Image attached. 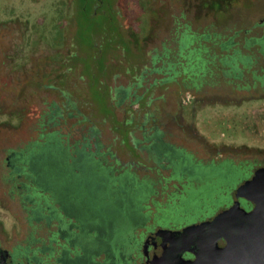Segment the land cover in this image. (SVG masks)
<instances>
[{
  "label": "rangeland",
  "instance_id": "obj_1",
  "mask_svg": "<svg viewBox=\"0 0 264 264\" xmlns=\"http://www.w3.org/2000/svg\"><path fill=\"white\" fill-rule=\"evenodd\" d=\"M116 22L127 49L111 40ZM184 27L199 36L196 43L189 38V47L180 41ZM181 44L190 52L184 68L152 62L154 55H180ZM95 45L103 54L98 61ZM195 45L202 58L189 50ZM123 49L143 54L136 72L129 66L137 57H122ZM89 62H106L100 79L110 92L108 114L96 92L98 76L88 80ZM54 132L79 147L87 143L85 150L120 169L116 176L128 170L146 187L139 209L119 226L115 258L103 247H82L80 235L91 226L61 201L67 185L56 193L54 178L37 174L31 147ZM219 159L249 169L230 173L211 163ZM258 164H264V0H0V243L17 250L21 264H89L75 260L82 252L100 264L108 257L138 264L135 245L145 228H182L214 215ZM168 203L178 207L161 218Z\"/></svg>",
  "mask_w": 264,
  "mask_h": 264
},
{
  "label": "trees",
  "instance_id": "obj_2",
  "mask_svg": "<svg viewBox=\"0 0 264 264\" xmlns=\"http://www.w3.org/2000/svg\"><path fill=\"white\" fill-rule=\"evenodd\" d=\"M93 1L94 3H96L101 2L102 0ZM91 15V17L94 16L93 13H91ZM133 25L136 26V23ZM118 27L119 24L118 22H116V27L113 31L116 38H113L111 40L115 44H126L127 49L129 45L119 31ZM134 32L137 35V30ZM181 35V43H185L184 45L188 47L190 46L189 38L194 37L196 43L199 37L194 32H189L186 27L182 28ZM184 45L181 44L182 49L180 55H172L171 57L169 54L154 55L152 56L151 60L152 62L160 60L162 64L166 63L169 67L173 66L174 64L180 63V65H182L184 68L185 66H187V64L191 63L189 50L193 49L198 52L199 55H197V57L201 56L202 58L200 48H196V45L192 48H189L188 55L182 52ZM230 45L231 44H229L228 46ZM94 47L95 48L92 52V56L95 60L98 61L100 56L103 58V54L100 49L97 48V50H95L96 45ZM131 50L125 51L123 49L122 57H126V55L129 53L132 54L133 58L137 57V61H132L130 63V66H133H129V71H134L136 69V65L138 63H142L143 54L140 52L135 53ZM180 58L187 59L185 65L180 62ZM203 65H205V62H203ZM94 68L96 69V71L94 70ZM105 68L106 62L105 65L102 63V65H97L96 67L91 62H89V65L86 67V74L88 76V80L90 76L93 77V75L95 74L98 76L99 84H97L96 92L98 94L100 102L102 103L104 112L108 114L109 111L112 110L108 104L110 92L108 87H106L100 79V76L105 74ZM143 68L145 69L146 66ZM182 71L184 73V69ZM187 76L189 75L187 74ZM138 78H140V76H138ZM13 117L15 116L13 115ZM53 118L55 117L53 116ZM114 126L121 128L124 125L121 122H116ZM52 134H57V132H54ZM47 136H44L43 141L36 143V145L31 147L36 154L34 161L37 162V168L39 169L37 172L38 176L42 179L44 178L45 180L48 176L53 177L57 184V186H55L56 188L54 187V191H56V193H59L60 189L62 188V186L60 185L61 183L67 185L64 193L67 194L68 197H72L74 195H78L79 197L84 196L87 198L97 196L98 198H100L101 202L105 203L103 205L110 209L112 213L114 211L115 213L121 214L117 217L115 228L118 229L120 228L119 226H125V221L127 220L125 214L126 211L131 212L134 210H138L140 199L147 194L145 185L142 184L144 185L142 186L136 178L132 179L131 173L125 169H123L122 173L116 176L114 172L119 171L120 169H112L110 166H108L107 160L98 158V154L96 152L85 150V146L87 144L85 142H81L82 145L79 147L78 141H75L73 143L69 142L68 139L64 141L62 139V136L59 134L53 135L52 137L51 135H49L48 137ZM48 159L49 163L47 164ZM151 184L152 183H150L149 185L151 186ZM37 189L44 190V188L40 186H37ZM42 193L43 192H40L39 194ZM123 216L125 217L124 219L122 218Z\"/></svg>",
  "mask_w": 264,
  "mask_h": 264
},
{
  "label": "water",
  "instance_id": "obj_3",
  "mask_svg": "<svg viewBox=\"0 0 264 264\" xmlns=\"http://www.w3.org/2000/svg\"><path fill=\"white\" fill-rule=\"evenodd\" d=\"M154 234L162 240L143 264H264V167L232 191L228 207L181 229L159 227ZM147 246L148 239L145 255Z\"/></svg>",
  "mask_w": 264,
  "mask_h": 264
},
{
  "label": "flooded vegetation",
  "instance_id": "obj_4",
  "mask_svg": "<svg viewBox=\"0 0 264 264\" xmlns=\"http://www.w3.org/2000/svg\"><path fill=\"white\" fill-rule=\"evenodd\" d=\"M211 163L216 164L215 166L218 168H222V167L228 168L230 170L229 171L230 173L235 172L237 170L244 171V170L249 169L248 165L245 166L241 164V165L235 166L231 164V161L229 159H222V160L219 159L217 161H211ZM259 167H264V164L263 165L258 164L256 165L255 168L252 167L251 175L249 176V178L252 177L253 172ZM229 172L228 174H230ZM179 187L174 186L176 190L183 193L182 187L181 186ZM61 201L62 202L65 201V204L67 205L65 207H67V209H72V211L79 213L78 215L79 218H81L82 221L87 223V225L91 226L89 230L82 232V234L80 235L81 244L83 248L86 246V248L90 250L95 247L97 248L98 246L103 247V249L106 252H108L107 254L110 257H112L111 255L112 251H116V252L118 251V248L117 249L115 248V243L118 241L119 242L122 241V235L119 232V228L118 229L115 228V224H116L117 217L120 216L121 214L115 213L114 211L112 213L110 209H108L107 207L103 205L105 203L101 202L100 198H98L97 196L87 198V197H82V196L79 197L78 195H74L72 197H67L66 199L63 198ZM167 202H169V199ZM175 207H178V205L175 206V203H171V204L168 203L167 205L162 207L160 210L161 218L171 217L173 214L172 212H169V211L174 210ZM125 214H126V218H128V215H130L131 213L129 211H126ZM122 218L124 219L125 217L123 216ZM125 222H127V220ZM152 225L153 227H151L150 230H146L145 228V230H143L140 233L138 240L136 241L135 252L138 255L137 257L140 258V261L138 264H143L147 259H150L153 256V251L155 248L154 246L158 245L161 242L162 240L161 237L159 235L154 234L157 228L161 227L163 229L168 228L171 230L181 229L180 227H172V226L163 227L160 225H154V224ZM69 229H70V225H68L67 229H65V232L68 231ZM56 234L62 237V235L64 234V231L60 228L56 231ZM142 234H143V238H142ZM74 238H76V236H74ZM147 239H148V246L145 249V252H146V255H145L143 253V250H144L143 244ZM222 244H223V241H220L219 245H222ZM67 252L68 251L62 250L60 252V255L65 256L67 255L66 254ZM17 256H18L17 250L10 251L8 248L4 247L0 243V264H21V262L17 260ZM74 256H75L74 258H77L75 260L88 261L89 264H100L98 262L92 261V259L91 260H89L88 258L86 259L85 253L83 252L81 254H74ZM86 256H88V254H86ZM184 256L186 258H193V256L188 253H184ZM110 257H108L105 260L106 262L104 264H114V261ZM112 258H115V257H112ZM36 264H42V263L37 262Z\"/></svg>",
  "mask_w": 264,
  "mask_h": 264
},
{
  "label": "built area",
  "instance_id": "obj_5",
  "mask_svg": "<svg viewBox=\"0 0 264 264\" xmlns=\"http://www.w3.org/2000/svg\"><path fill=\"white\" fill-rule=\"evenodd\" d=\"M190 98H191V95L188 92H186L184 97H183V101L188 102L190 100Z\"/></svg>",
  "mask_w": 264,
  "mask_h": 264
}]
</instances>
